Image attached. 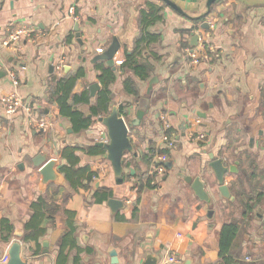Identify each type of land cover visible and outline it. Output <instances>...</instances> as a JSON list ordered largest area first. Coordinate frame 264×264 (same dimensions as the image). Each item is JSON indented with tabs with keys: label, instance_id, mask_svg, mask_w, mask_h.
<instances>
[{
	"label": "crops",
	"instance_id": "crops-1",
	"mask_svg": "<svg viewBox=\"0 0 264 264\" xmlns=\"http://www.w3.org/2000/svg\"><path fill=\"white\" fill-rule=\"evenodd\" d=\"M171 1L183 13L162 0H0V99L14 92L23 104L8 115L0 102V264L9 263L16 243L25 264H58L70 223L77 246L61 264H264V215L259 214L264 199L255 203L259 194L264 196V0H216L210 7L208 0ZM151 5L159 10L153 24L142 17ZM21 25L32 26L37 41L23 39L7 48L9 30ZM196 28L208 33L207 44L216 54L192 65L185 48L194 46L190 31ZM147 33L158 40L138 50V61L146 67L142 78L124 66ZM115 38L120 48L114 62L122 64L111 67L95 57ZM104 67L116 77L109 85L111 111L116 107L134 122L139 106L148 102L141 122L129 128L134 152L124 155L122 183L96 140L107 128L90 111L103 89ZM77 73L72 94L89 92L91 99L74 106L92 119L81 132L51 99L58 81ZM127 79L134 81L135 93L126 89ZM94 83L100 88L93 96ZM162 115L179 134L176 149L163 143ZM31 118L51 124L35 129ZM67 148L78 157L74 169L88 167L94 173L89 184L73 187L66 178ZM38 155L46 157L40 166ZM158 156L171 166L164 163L161 181L148 184ZM218 158L236 170L225 176L228 196L210 166ZM51 160L57 178L44 182L41 169ZM190 177L202 179L209 202L195 194ZM99 188L110 190L109 199H120L124 206L113 211L109 199L95 197ZM39 199L59 209L53 220L46 214L45 236L26 240L25 226ZM250 200L254 208L244 217ZM226 224L238 226L226 254L234 263L220 256ZM172 255L175 262L169 260Z\"/></svg>",
	"mask_w": 264,
	"mask_h": 264
},
{
	"label": "trees",
	"instance_id": "trees-1",
	"mask_svg": "<svg viewBox=\"0 0 264 264\" xmlns=\"http://www.w3.org/2000/svg\"><path fill=\"white\" fill-rule=\"evenodd\" d=\"M142 17L144 21L153 24L156 20H159V10L151 5L149 12H143ZM203 18H199L195 20L196 24L200 22ZM194 32V29L190 31ZM158 40V36L156 34L142 35L137 42L136 51L129 57L128 62L124 67L132 68L135 73L145 78L146 67L143 64H140L138 61V56H140V46L143 43L155 42ZM81 73V72H80ZM79 78V73L76 75H69L67 78L61 79L58 81L57 85L53 87L51 93V99L56 100V102L60 106V112L64 116H68L73 124V130L75 132H81L89 128L92 124V119L88 118L82 111L74 109V106L78 103H89L90 102V94L89 92H84L81 95H73L72 89L74 88L77 79ZM114 71L110 67L102 68V72L100 75V82L103 85V89L99 92L96 102L90 108L91 113L95 117L107 116L111 112L112 107V93L109 90V85L115 80ZM135 85L134 81L131 79H127L125 82V87L130 93H135V89L133 86ZM164 151L161 150L160 153ZM64 159L66 158L69 162V165L64 168V173L66 178L71 182L73 187H77V185L83 186L84 182L88 184L92 181L94 173L90 171L88 167L82 169H74L78 163V157L74 154L73 148H67L63 152ZM153 177L148 179V184L151 183ZM143 188L142 185L138 186V192ZM95 197L98 200H108L110 196H112L111 191L104 188H99L95 191ZM264 196L259 194L256 199V204H261ZM255 204V205H256ZM33 214L30 220L27 222L25 226V239L26 240H35L38 241L40 238L46 235L47 230L42 228L41 224L46 217V214L50 216V220L54 219L55 214L57 213L59 206L52 202L46 203L43 199H39V201L34 202L32 204ZM254 205L250 200L245 206L244 217H247L253 210ZM75 228L73 224L70 223L69 231L62 237L60 246H59V254L57 257L58 264H61V261L64 262L68 258V254L72 248L76 247V241L74 239ZM238 233V226L235 224H226L224 225L221 233V244H220V256L222 258H226V260H233L232 257H226L228 250L231 246V242L234 237ZM235 261L233 260L232 263Z\"/></svg>",
	"mask_w": 264,
	"mask_h": 264
},
{
	"label": "water",
	"instance_id": "water-1",
	"mask_svg": "<svg viewBox=\"0 0 264 264\" xmlns=\"http://www.w3.org/2000/svg\"><path fill=\"white\" fill-rule=\"evenodd\" d=\"M167 3L170 7L176 10L179 13H183V11L176 6L171 0H162ZM216 0H208V6L210 7ZM204 28H208V24L205 23L203 25ZM198 40L197 35H193L192 44L196 45ZM120 48V42L118 39H114L112 44L101 54L96 55V60H106L108 65L114 67V57L117 51ZM98 83H94L90 86V90L92 95L94 96L96 91L100 88ZM148 108V102L144 105L139 106V110L137 112V118L134 122H128L123 116L120 115L118 109L114 107L112 111L107 115L100 117L99 120L102 124L107 128V135L109 137V142L99 143L100 147H103L106 150V157L111 161L115 176L117 178L118 183L123 182V174H124V155L126 152H134V144L130 138V126L132 124L138 125L143 119L145 112ZM69 132H72L70 129ZM36 166H40L46 160L44 155L37 156ZM166 166L170 167L171 163H165ZM56 162L51 160L44 164L41 169V173L44 179V182H49L55 180L57 177L55 173ZM210 166L216 175L217 183L219 185V190L223 195H229V187L224 183L225 176L228 172H236L234 166H226L222 158L213 159L210 163ZM187 181L191 183L192 189L195 194L203 201L209 202L211 200L208 192L205 189V183L202 181L200 177L188 178ZM108 205L111 207L113 211L118 210L124 206L123 201L116 198H111L108 201ZM212 212V211H211ZM261 213V214H260ZM259 214L261 216L264 215V207L259 209ZM48 245L47 242L44 243L46 247ZM112 256H115L116 253L112 252ZM116 262V259H113V263ZM8 264H25L21 256V245L16 243L11 247L10 251V260ZM154 264V263H151Z\"/></svg>",
	"mask_w": 264,
	"mask_h": 264
},
{
	"label": "built area",
	"instance_id": "built-area-1",
	"mask_svg": "<svg viewBox=\"0 0 264 264\" xmlns=\"http://www.w3.org/2000/svg\"><path fill=\"white\" fill-rule=\"evenodd\" d=\"M7 39L4 41V45L7 48H14L16 44L26 39L27 41L36 42L38 39V34L34 33V29L30 25H21L14 30H9ZM193 35L198 36V42L194 46H188L185 48V55L189 64L198 65L200 62L209 59L212 55L216 54V51L212 45L207 44L208 33L202 31L200 28H196L193 32ZM98 52H103V49H98ZM116 64H122V60H116ZM17 83L16 81H14ZM1 105L8 115L15 114L18 109L23 105L21 97L14 93H6L0 99ZM161 119L165 121V134L163 136V143L169 149H176L179 145V134L172 129V125L167 121V116L162 115ZM32 127L35 129H45L48 127L51 122L49 120H34L31 118L29 120ZM197 123H200V120H197ZM204 133H199L197 136L198 139L204 138ZM98 142L106 143L109 142V137L106 132H102L100 136L96 139ZM165 159L163 156H158L157 161L152 163V168L149 173V178L153 177L151 184L155 185L161 181L165 173ZM170 262H175L177 260L176 255H172L169 258Z\"/></svg>",
	"mask_w": 264,
	"mask_h": 264
}]
</instances>
